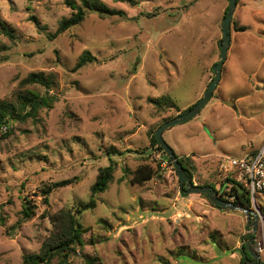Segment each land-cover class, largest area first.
<instances>
[{
    "label": "rangeland",
    "instance_id": "rangeland-1",
    "mask_svg": "<svg viewBox=\"0 0 264 264\" xmlns=\"http://www.w3.org/2000/svg\"><path fill=\"white\" fill-rule=\"evenodd\" d=\"M66 1L79 3L0 0V19L15 35H0V46H7L0 53V100L13 101L20 81L38 72L52 78L49 93L57 97L38 120L14 123L8 137L0 133V264H24L25 256L40 252L52 215L88 202L111 147L122 153L112 157L114 179L96 208L80 217L87 230L83 245L65 264H242L239 249L253 232L245 214L180 194L172 165L150 143L163 121L196 104L213 80L229 0H138L133 7L98 0L124 15L87 13L80 25L50 40L46 34L71 15ZM230 23V46L209 101L195 118L162 135L175 154L193 155L195 185L215 190L237 176L221 171L220 155L241 158L264 146V0H237ZM84 52L95 61L73 71ZM26 88L46 93L41 86ZM162 97L177 109L149 102ZM145 164L155 175L132 185L130 173ZM71 178L78 180L53 191L46 206L41 190ZM255 198L259 240L264 196ZM25 201L35 206V216L23 222ZM197 201L215 211L200 217Z\"/></svg>",
    "mask_w": 264,
    "mask_h": 264
},
{
    "label": "trees",
    "instance_id": "trees-1",
    "mask_svg": "<svg viewBox=\"0 0 264 264\" xmlns=\"http://www.w3.org/2000/svg\"><path fill=\"white\" fill-rule=\"evenodd\" d=\"M115 3H124L130 7L136 6L138 0H112ZM78 4L71 1H66V4L71 9V15L68 18L63 19L58 29L54 34H46L47 37L52 40L58 35L64 33L70 28L80 25L86 17L87 13H96L101 17L105 16H119L122 17L124 13L122 11H117L110 9L105 4L98 0H78ZM227 12V8L225 10ZM31 20L36 25V28L40 32H46V29L37 22V19L32 16ZM247 27L238 28V32L246 31ZM0 35L8 38L9 40H14L15 35L13 31L8 28V26L3 23L0 19ZM7 46H0V53L5 51ZM95 61V58L91 56L89 52H84L77 59V62L73 68V71L86 66L89 63ZM29 85L41 86L46 90L44 95H40L34 90L27 89ZM55 83L51 77H47L42 72L30 73L26 78L20 81L19 90L16 93L13 101H1L0 100V133L3 137H8L13 131L14 123L18 122L23 124L27 120H38V114L43 109H52L54 104L57 102V97L50 94L49 91L54 89ZM153 103L157 109L165 108L168 104H171V108H176L174 103L169 102L168 98L162 97L156 100H149ZM195 105V104H194ZM188 107L183 113L189 111L193 106ZM169 120L163 121L164 123ZM5 131V134L3 133ZM153 132L151 134L150 143L152 148H156L158 152L161 153L162 157L169 164L170 162L166 158L164 152L157 144ZM122 153L118 152L114 147H111L106 151V156L108 157L109 164L106 167L100 168L96 176L95 182L90 188V197L88 202L77 206L74 210L62 209L58 211L55 215L50 217L51 222V232L48 237L42 243L41 250L38 254L28 255L23 258L24 264H50L54 259L58 260L60 264H65V260L70 256L75 254L76 248L83 245V235L87 232L86 228L82 225L80 217L87 211L94 210L96 208L97 196L104 193L110 183L114 179V172L116 169V164L112 160L114 156H121ZM179 163L182 165L183 170L187 176L193 180L196 167L190 156L179 157ZM131 179L130 183L132 185L141 186L145 182L152 179L155 175L153 168L149 165H141L137 167L133 172L130 173ZM77 178H71L66 180H61L54 182L45 186L41 190L43 197V203L49 205V197L51 193L59 188H64L69 185H73L77 182ZM209 186V185H203ZM213 187V186H212ZM214 188V187H213ZM219 197L226 201L232 202L236 207L243 208L244 210H251L250 199L247 190L236 181L230 178H226L225 182L221 185L220 189L217 190ZM180 194L183 196H188L184 194L183 190L180 189ZM201 197L208 201L207 196L200 195ZM234 200L231 201V199ZM212 205V204H211ZM22 221H28L35 216V206L30 205L28 201L22 205ZM213 206V205H212ZM214 207V206H213ZM4 219L0 218V225H4ZM250 234L245 239L249 241ZM244 247V246H243ZM241 252V251H240ZM251 262V257L247 253L241 252V263L246 264ZM86 264H97L95 259H86Z\"/></svg>",
    "mask_w": 264,
    "mask_h": 264
},
{
    "label": "water",
    "instance_id": "water-1",
    "mask_svg": "<svg viewBox=\"0 0 264 264\" xmlns=\"http://www.w3.org/2000/svg\"><path fill=\"white\" fill-rule=\"evenodd\" d=\"M236 3H237V0H229V6L227 9V12L222 21V40L219 42L220 56H219V61L212 68V72L214 74L213 80L211 81L207 89L205 90L203 96L198 100V102H196V104L193 106L192 109L160 125L156 129L154 133V137H155L157 144L162 149L166 158L168 159L174 171L176 172V175L180 183V189L183 190L184 194L186 195H205L207 196L211 204L214 207L220 209L221 211H227V210L240 211L245 214L247 223L248 221H250V224L248 226L249 228L252 229L253 232L250 234V240L243 245L244 247L241 246L240 251L243 253H247L251 257V262H247V264H258L259 256L252 249V243L255 239V234L258 230V216L251 210H244L243 208L236 207L232 202H226L222 200L219 197L217 190H215L214 188L210 186L194 185L192 180L187 176V174L183 170V167L179 163L178 158L176 157L175 153L165 143L162 137L163 132L166 131L167 129L195 118L199 114V112L204 108V106L209 101L211 95L213 94V91L216 88L220 80L222 65L224 64L226 60L228 48L230 46V39H231V36H230L231 23L230 22H231V19L235 11ZM251 216L253 218H251Z\"/></svg>",
    "mask_w": 264,
    "mask_h": 264
},
{
    "label": "built area",
    "instance_id": "built-area-1",
    "mask_svg": "<svg viewBox=\"0 0 264 264\" xmlns=\"http://www.w3.org/2000/svg\"><path fill=\"white\" fill-rule=\"evenodd\" d=\"M220 166L222 171L226 172V169L231 167L237 172L235 180L247 190L251 207L255 208L257 203L255 195L264 196V146L239 159L224 158ZM253 243H255L254 252L259 256L258 264H264V234H261L259 240H254Z\"/></svg>",
    "mask_w": 264,
    "mask_h": 264
},
{
    "label": "crops",
    "instance_id": "crops-1",
    "mask_svg": "<svg viewBox=\"0 0 264 264\" xmlns=\"http://www.w3.org/2000/svg\"><path fill=\"white\" fill-rule=\"evenodd\" d=\"M237 4V3H236ZM236 8V7H235ZM249 29V28H248ZM247 29V30H248ZM246 30V31H247ZM243 32H245V31H243ZM205 107V106H204ZM201 112V111H200ZM199 112V113H200ZM190 121V120H189ZM180 125V124H179ZM172 128V127H171ZM171 128H169V129H167L166 131H170V129ZM166 131H164L163 132V134L164 133H166ZM169 133V132H168ZM259 148H261V147H259ZM259 148H257V149H255V150H247V151H245V152H242V154H241V157H242V155L244 154H247V153H254L256 150H258ZM174 152V151H173ZM175 153V152H174ZM176 156H179V157H188V156H191L192 158H193V155H189V154H175ZM203 155H206V156H208L207 154H203ZM221 157H223V158H226V159H239L240 158V156H239V158H235V157H232V156H228V155H220ZM193 160V159H192ZM195 161V160H194ZM193 161V162H194ZM222 171V170H221ZM222 172H225V171H222ZM226 172H230V173H236V171H234V169L233 168H231V167H229V168H227L226 169ZM192 182H193V184L195 185L197 182H196V177H193V180H192ZM176 201H178V198H176L175 199ZM198 202V201H197ZM199 204H197V206H196V210H197V214H199V216L200 217H202V216H204L206 213H211L212 211H215L214 210V208H212V207H208L207 205H202L200 202H198ZM189 206H187V208H188ZM218 209V208H217ZM188 210L190 211V212H193L190 208H188ZM224 213V212H223ZM240 250V249H239Z\"/></svg>",
    "mask_w": 264,
    "mask_h": 264
}]
</instances>
